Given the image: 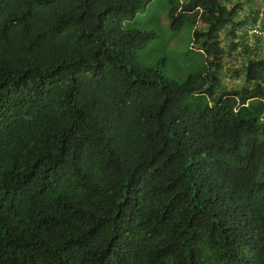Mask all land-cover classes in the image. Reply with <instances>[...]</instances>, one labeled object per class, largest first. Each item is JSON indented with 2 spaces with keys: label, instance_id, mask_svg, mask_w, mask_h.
<instances>
[{
  "label": "trees",
  "instance_id": "obj_1",
  "mask_svg": "<svg viewBox=\"0 0 264 264\" xmlns=\"http://www.w3.org/2000/svg\"><path fill=\"white\" fill-rule=\"evenodd\" d=\"M151 1L0 0V264H264L258 11Z\"/></svg>",
  "mask_w": 264,
  "mask_h": 264
},
{
  "label": "rangeland",
  "instance_id": "obj_2",
  "mask_svg": "<svg viewBox=\"0 0 264 264\" xmlns=\"http://www.w3.org/2000/svg\"><path fill=\"white\" fill-rule=\"evenodd\" d=\"M234 2V0H233ZM241 7L240 11L241 19L246 17L248 14L251 16L257 11L264 9V0H239ZM150 10L142 15H138V23L145 28L154 27L158 33L157 46L162 51L168 54H175L183 46L189 45L192 42L190 28H184L175 34H169L167 31V3L166 0H152L150 4ZM146 14V15H145ZM259 18V15H258ZM240 35L247 36L244 32L243 26L239 28ZM247 42H240V46L236 51H232L225 56V63L219 72L221 80H223L228 86L240 87L244 84V73L241 70H233L234 65L239 66L241 62L245 60V55L242 54L241 48L243 44H248L252 47L256 44L254 37H244ZM157 40V39H156ZM225 43V42H223ZM260 55H264V42L259 44ZM253 52H257V49H252ZM233 70V71H232Z\"/></svg>",
  "mask_w": 264,
  "mask_h": 264
},
{
  "label": "built area",
  "instance_id": "obj_3",
  "mask_svg": "<svg viewBox=\"0 0 264 264\" xmlns=\"http://www.w3.org/2000/svg\"><path fill=\"white\" fill-rule=\"evenodd\" d=\"M259 18L254 23H249L244 27V32L249 37H260L264 41V28L261 26L263 10L258 12Z\"/></svg>",
  "mask_w": 264,
  "mask_h": 264
},
{
  "label": "clouds",
  "instance_id": "obj_4",
  "mask_svg": "<svg viewBox=\"0 0 264 264\" xmlns=\"http://www.w3.org/2000/svg\"><path fill=\"white\" fill-rule=\"evenodd\" d=\"M262 10H263V13H264V9H263V8H262ZM259 11H260V10H259ZM259 11H258V12H259ZM257 14H258V13H257ZM257 19H258V18H257ZM255 21H257V20H253L252 23H254ZM260 24H261V23H260Z\"/></svg>",
  "mask_w": 264,
  "mask_h": 264
}]
</instances>
